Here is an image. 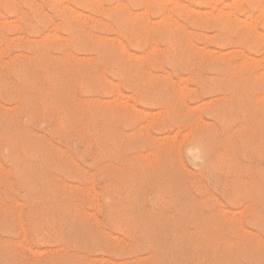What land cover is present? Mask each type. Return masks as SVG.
Returning <instances> with one entry per match:
<instances>
[{"label":"rangeland","instance_id":"1","mask_svg":"<svg viewBox=\"0 0 264 264\" xmlns=\"http://www.w3.org/2000/svg\"><path fill=\"white\" fill-rule=\"evenodd\" d=\"M263 8L264 0H0V264H264ZM221 26L233 30L223 44ZM36 51L52 59L33 60Z\"/></svg>","mask_w":264,"mask_h":264},{"label":"bare ground","instance_id":"2","mask_svg":"<svg viewBox=\"0 0 264 264\" xmlns=\"http://www.w3.org/2000/svg\"><path fill=\"white\" fill-rule=\"evenodd\" d=\"M45 1V0H44ZM104 1V0H103ZM257 1V0H256ZM53 2V1H52ZM57 3H59V1L57 2ZM61 3V2H60ZM259 4V3H258ZM80 5V4H79ZM261 5V4H260ZM66 6H68V5H66ZM68 7H70V5L68 6ZM88 7V6H87ZM96 9H97V7H96ZM258 10H259V8H258ZM263 10H264V8H263ZM66 11H67V8H66ZM251 11V10H250ZM73 12H74V10H73ZM79 12V11H78ZM232 12V11H231ZM230 12V13H231ZM258 13V15H259V11L257 12ZM72 14V13H71ZM82 14V13H81ZM232 14V13H231ZM84 15V14H83ZM93 15V14H92ZM260 15H261V11H260ZM259 15V16H260ZM94 16V15H93ZM233 16V15H232ZM262 16H263V14H262ZM2 16H0V18H1ZM229 17V16H228ZM254 17H255V15H254ZM256 17H257V15H256ZM256 17H255V19H256ZM4 18V17H3ZM246 18V17H245ZM249 18H250V16H249ZM6 19V18H5ZM235 19V18H234ZM239 19V21L240 20H243L242 18L240 19V18H238ZM238 19H237V21H238ZM255 19H253V20H255ZM7 20V19H6ZM1 21L0 20V29H2V28H4V26H7V21ZM248 20V19H247ZM250 20V19H249ZM253 20L251 19V21L253 22ZM250 21V22H251ZM230 22V21H229ZM233 22H235V21H233ZM242 23L243 22H245L244 20L243 21H241ZM249 22V23H250ZM9 23V22H8ZM70 23V22H69ZM240 23V22H239ZM10 24V23H9ZM8 24V25H9ZM244 24V23H243ZM253 24H254V22H253ZM246 25H248V24H246ZM249 25H251V23L249 24ZM83 26V25H82ZM212 26V25H211ZM244 26H245V24H244ZM115 27V26H114ZM226 27V26H225ZM225 27H223V26H221V28H218V30H221V32H224V36H222V37H220V39L218 40V43L219 44H223L224 42H226L228 39H229V37L232 35V32H233V30L231 29V28H225ZM254 27V26H253ZM252 28V27H251ZM81 29V28H80ZM116 29V28H115ZM120 29H121V27H120ZM254 29V28H253ZM262 29V28H261ZM86 30V29H85ZM21 31V30H20ZM235 32V31H234ZM24 33V32H23ZM5 34V33H4ZM206 34V33H205ZM213 34V33H212ZM219 34H221L220 32H219ZM24 35V34H23ZM68 35V34H67ZM256 35V34H255ZM261 35V34H260ZM119 36V35H118ZM221 36V35H220ZM250 36V35H249ZM56 37H58V36H56ZM212 37V36H211ZM236 38V37H235ZM242 37H240L239 35H238V39H241ZM99 39V38H98ZM260 39H262V38H260ZM60 40V39H59ZM80 40V39H79ZM79 40H76V41H73V43H72V45H73V47H75V48H85V49H87V48H89V46H87V43L86 42H82V41H79ZM116 40H118V39H116ZM237 40V39H236ZM12 41H13V39H12ZM24 41V40H23ZM64 41V40H63ZM244 41H245V39H244ZM263 41V40H262ZM22 42V41H21ZM70 42V41H69ZM190 42V41H189ZM68 43V42H67ZM118 43V42H117ZM198 43V42H197ZM242 44V43H241ZM5 45V44H4ZM240 45V44H239ZM249 45V44H248ZM202 46V45H201ZM210 46V45H209ZM244 46H245V44H244ZM124 47V46H123ZM198 47V46H197ZM120 48H121V46H120ZM119 48V49H120ZM130 48V47H129ZM132 48V47H131ZM138 48V47H137ZM170 48V47H169ZM194 48V47H193ZM199 48H200V46H199ZM72 49V48H71ZM152 49V48H151ZM201 49H203V48H201ZM216 49V48H215ZM39 50V49H38ZM126 50V49H125ZM124 49H123V51H125ZM153 50V49H152ZM174 50V49H173ZM172 50V51H173ZM194 50V49H193ZM206 50H208V48L206 49ZM210 50H213V49H210ZM234 50V49H233ZM232 50V51H233ZM25 51V50H24ZM66 51V50H65ZM200 51V50H199ZM204 51V50H203ZM215 51V50H214ZM217 51V50H216ZM215 51V52H216ZM238 51V50H237ZM26 52V51H25ZM95 52V51H94ZM220 52V51H219ZM219 52L217 53V54H219ZM239 52H242V51H240L239 50ZM62 53V52H61ZM112 53V52H111ZM127 53V52H126ZM174 53V52H173ZM203 53V52H202ZM226 53V52H225ZM250 53V52H249ZM257 53V52H256ZM205 54H206V52H205ZM231 54V53H230ZM243 54V53H242ZM258 54V53H257ZM220 55H221V53H220ZM229 55V54H228ZM246 55V54H245ZM56 56V55H55ZM67 56H68V54H67ZM127 56H128V54H127ZM248 56V55H247ZM31 57L33 58V60H36V61H45V60H50V59H52V57L50 56V55H48V54H46V53H43L42 51L40 52V51H36V52H34L32 55H31ZM64 57H65V55H64ZM97 57V56H96ZM113 57V56H112ZM170 57V56H169ZM172 57V56H171ZM229 57V56H228ZM246 57V56H245ZM249 57V56H248ZM247 57V58H248ZM261 57H263V56H261ZM134 58V57H133ZM164 58V57H163ZM218 58V57H217ZM250 59L252 58V57H249ZM260 58V57H259ZM21 59V58H20ZM64 59V58H63ZM186 59V58H185ZM253 60H254V58H252ZM59 60V59H58ZM66 60V59H65ZM64 60V61H65ZM68 60V59H67ZM257 60V59H256ZM69 61V60H68ZM92 61V60H91ZM109 61V60H108ZM164 61V60H163ZM169 61V60H168ZM185 61V60H184ZM208 61V60H207ZM209 61H211V59L209 60ZM246 61V60H245ZM251 61V60H250ZM84 62V61H83ZM120 62V61H119ZM168 63V62H167ZM198 63V62H197ZM246 63V62H245ZM248 63H250V62H248ZM260 63H261V60H260ZM10 64V63H9ZM108 64V63H107ZM165 64V63H164ZM4 65V64H3ZM17 66H18V64H16ZM78 65V64H77ZM159 65V64H158ZM167 66V65H166ZM188 66V65H187ZM226 66V65H225ZM263 66V65H262ZM22 67V66H21ZM35 67V66H34ZM68 67V66H67ZM66 67V68H67ZM102 67V66H101ZM134 67V66H133ZM169 67H170V65H169ZM197 67V66H196ZM213 67V66H212ZM252 67V66H251ZM10 68V67H9ZM166 68H168V67H166ZM242 68V67H241ZM0 69H2V68H0ZM91 69V68H90ZM96 69V68H95ZM215 69V68H214ZM258 69V68H257ZM65 70V69H64ZM89 70V69H88ZM43 71V70H42ZM69 71V70H68ZM76 71H77V69H76ZM180 71V70H179ZM243 71V70H242ZM250 71V70H249ZM263 71V70H262ZM10 72V71H9ZM67 72V71H66ZM89 72V71H88ZM92 72H94V71H92ZM235 72V71H234ZM244 72V71H243ZM35 73V72H34ZM40 73V72H39ZM44 73V72H43ZM62 73V72H61ZM11 74V73H10ZM37 74V73H36ZM242 74V73H241ZM240 74V75H241ZM260 74V73H259ZM19 75H20V73H19ZM67 74H65V76H66ZM106 75H107V73H106ZM15 76V75H14ZM89 76V75H88ZM96 76V75H95ZM119 76V75H118ZM158 76V75H157ZM172 76H173V74H172ZM195 76V75H194ZM207 76V75H206ZM242 76V75H241ZM254 76V75H253ZM7 77V76H6ZM13 77V76H12ZM188 77V76H187ZM258 77V76H257ZM68 78V77H67ZM70 78V77H69ZM69 78H68V80H69ZM88 78V77H87ZM16 79V78H15ZM17 80V79H16ZM18 80H19V78H18ZM25 80V79H24ZM71 80V79H70ZM98 80V79H97ZM181 80H182V78H181ZM21 81V80H20ZM179 81V80H178ZM19 82V81H18ZM47 82V81H46ZM68 82V81H67ZM96 82V81H95ZM111 82V81H110ZM172 82V81H171ZM227 82V81H226ZM230 82V81H229ZM242 82H243V80H242ZM43 83V82H42ZM78 83V82H77ZM108 83V82H107ZM22 84V83H21ZM27 84V83H26ZM110 84V83H109ZM131 84V83H130ZM19 85V84H18ZM46 85V84H45ZM50 85V84H49ZM143 85V84H142ZM97 86V85H96ZM115 86H116V84H115ZM121 86V85H120ZM178 86V85H177ZM200 86V85H199ZM226 86V85H225ZM95 87V86H94ZM113 87V86H112ZM117 87V86H116ZM181 87V86H180ZM185 86H182V89L184 88ZM9 88V87H8ZM68 88V87H67ZM10 89V88H9ZM179 89H181V88H179ZM185 89V88H184ZM188 89V88H187ZM199 89V88H198ZM208 89V88H207ZM245 89V88H244ZM35 90V89H34ZM55 90V89H54ZM46 91V90H45ZM73 91V90H72ZM79 91V90H78ZM182 91V90H181ZM201 91V90H200ZM263 91V90H262ZM47 92V91H46ZM49 92V91H48ZM80 92V91H79ZM216 92V91H215ZM14 93V92H13ZM62 93V92H61ZM65 93V92H64ZM63 93V94H64ZM72 93V92H71ZM95 93H96V91H95ZM231 93V92H230ZM74 94V93H73ZM72 94V95H73ZM117 94V93H116ZM120 94V93H119ZM151 94V93H150ZM181 94V93H180ZM46 95V94H45ZM68 95V94H67ZM148 95V94H147ZM32 96V95H31ZM262 96V95H261ZM21 97V96H20ZM73 97V96H72ZM155 97V96H154ZM49 98V97H48ZM116 98V97H115ZM66 99V98H65ZM165 99H167V98H165ZM47 100V99H46ZM62 100V99H61ZM73 100V99H72ZM71 100V101H72ZM80 100V99H79ZM78 100V101H79ZM112 100H113V98H112ZM214 100V99H213ZM54 101V100H53ZM84 101V100H83ZM103 101V100H102ZM108 101V100H107ZM114 101V103H115V101L116 100H113ZM146 101V100H145ZM36 102V101H35ZM46 102V101H45ZM69 102V101H68ZM87 102V101H86ZM103 102H105L106 103V101H105V99H104V101ZM22 103V102H21ZM73 103V102H72ZM83 103V104H82ZM81 103V105H84V102H82ZM91 103V102H90ZM108 103H110V102H108ZM113 103V102H112ZM19 104V103H18ZM56 104V103H55ZM74 104V103H73ZM157 104V103H156ZM184 104V103H183ZM201 104V103H200ZM206 104V103H205ZM57 105H59V104H57ZM64 105V104H63ZM79 105V104H78ZM80 105V106H81ZM201 105H203V104H201ZM91 106V105H90ZM42 107V106H41ZM74 107V106H73ZM193 107V106H192ZM59 108V107H58ZM86 108H87V106H86ZM145 108V107H144ZM191 108V107H190ZM27 109V108H26ZM57 109V108H56ZM70 109V108H69ZM106 109V108H105ZM134 109V108H133ZM198 109V108H197ZM224 109V108H223ZM3 110V109H2ZM6 110V109H5ZM4 110V111H5ZM78 110V109H77ZM166 110V109H165ZM222 110V109H221ZM256 110V109H255ZM73 111H74V109H73ZM87 111H88V109H87ZM102 111V110H101ZM132 111V110H131ZM135 110H133V112H134ZM138 111V110H137ZM244 111V110H243ZM78 112H79V110H78ZM164 112V111H163ZM223 112V111H222ZM228 112H230V111H228ZM250 112V111H249ZM252 112V111H251ZM42 113V112H41ZM56 113V112H55ZM75 113V112H74ZM86 113V112H85ZM106 113V112H105ZM134 113H136V114H139V112L137 113L136 111L134 112ZM211 113V112H210ZM240 113V112H239ZM14 114V113H13ZM70 114V113H69ZM100 114V113H99ZM241 115H242V113H240ZM260 114V113H259ZM36 115H37V113H36ZM54 115V114H53ZM124 115V114H123ZM173 115V114H172ZM208 115V114H207ZM230 115V114H229ZM257 115V114H256ZM38 116V115H37ZM81 116H82V114H81ZM148 117V115H147V113L145 114V117ZM238 116V115H237ZM261 116V115H260ZM262 116H263V114H262ZM142 117L144 118V116L142 115ZM239 117V116H238ZM101 118V117H100ZM221 118V117H220ZM13 119V118H12ZM92 119V118H91ZM96 119V118H95ZM235 119V118H234ZM240 119H242V118H240ZM25 120V119H24ZM40 120V119H39ZM68 120V119H67ZM201 120V119H200ZM258 120V119H257ZM110 121V120H109ZM231 121V120H230ZM260 121V120H259ZM86 122V121H85ZM104 121H102V123H103ZM201 122H202V120H201ZM217 122V121H216ZM221 122H222V120H221ZM244 122V121H243ZM246 122V121H245ZM88 123V122H87ZM205 123V122H204ZM237 123V122H236ZM17 124V123H16ZM196 124V123H195ZM206 124V123H205ZM260 124V123H259ZM74 125V124H73ZM198 125V124H197ZM57 126V125H56ZM85 126V125H84ZM84 126H83V128H84ZM119 126V125H118ZM145 126V125H144ZM143 126V127H144ZM75 127V126H74ZM99 127H102V126H99ZM141 127H142V125H141ZM257 127H258V125H257ZM69 128V127H68ZM80 128V127H79ZM94 128V127H93ZM144 128H146V127H144ZM78 129V128H77ZM97 129V128H96ZM109 129V128H108ZM8 130V129H7ZM71 130V129H70ZM159 130V129H158ZM170 130V129H169ZM259 130V129H258ZM10 131V130H9ZM8 131V132H9ZM104 131V130H103ZM222 131V130H221ZM51 132V131H50ZM147 132V131H146ZM66 133V132H65ZM75 133V132H74ZM80 133V132H79ZM201 133V132H200ZM233 133V132H232ZM125 134V133H124ZM188 134V133H187ZM50 135V134H49ZM79 135V134H78ZM107 135V134H106ZM2 136V135H1ZM20 136V135H19ZM80 136V135H79ZM78 136V137H79ZM96 136V135H95ZM194 136V135H193ZM69 137V136H68ZM90 137V136H89ZM163 137H165V138H167L166 136H163ZM191 137V136H190ZM240 137V136H239ZM239 137H238V139H239ZM9 138V137H8ZM7 138V139H8ZM17 138H18V136H17ZM20 138V137H19ZM26 138V137H25ZM30 138V137H29ZM94 138V137H93ZM218 138V137H217ZM235 138V137H234ZM21 139V138H20ZM64 139V138H63ZM78 139V138H77ZM163 138L161 137V140H162ZM206 139V138H205ZM237 139V138H236ZM237 139V140H238ZM251 139V138H250ZM259 139V138H258ZM264 139V138H263ZM262 139V140H263ZM42 140H43V138H42ZM125 140V139H124ZM159 140V139H158ZM5 141V140H4ZM21 141V140H20ZM64 141V140H63ZM197 141V140H196ZM216 141V140H215ZM252 141V140H251ZM127 142V141H126ZM166 142V141H165ZM250 142V141H249ZM257 142H258V140H257ZM5 143V142H4ZM33 143V142H32ZM227 143V142H226ZM9 144V143H8ZM27 144H28V142H27ZM73 144V143H72ZM95 144V143H94ZM93 144V145H94ZM240 144V143H239ZM29 145V144H28ZM97 145V144H96ZM110 145V144H109ZM217 145V144H216ZM246 145V144H245ZM22 146V145H21ZM26 146V145H25ZM30 146L31 147H33L31 144H30ZM29 146V147H30ZM112 146V145H111ZM120 146V145H119ZM125 146V145H124ZM239 146V145H238ZM241 146V145H240ZM247 146V145H246ZM23 147V146H22ZM30 147V148H31ZM35 147H36V145H35ZM84 147V146H83ZM122 147V146H121ZM107 148V147H106ZM225 148V147H224ZM25 148L23 147V150H24ZM34 149V148H33ZM241 149V148H240ZM258 149V148H257ZM5 150V149H4ZM35 150H37V149H35ZM128 150V149H127ZM229 150V149H228ZM6 151V150H5ZM27 151V150H26ZM102 151V150H101ZM185 151V150H184ZM216 151H217V148H216ZM233 151V150H232ZM231 151V152H232ZM238 151V150H237ZM28 152V151H27ZM31 152V151H30ZM99 152V151H98ZM148 152V151H147ZM191 152V151H190ZM189 152V153H190ZM239 152V151H238ZM255 152V151H254ZM6 153H8V151L6 152ZM22 153V152H21ZM41 153V152H40ZM40 153H39V155H40ZM72 153H74V152H72ZM144 153H146V152H144ZM241 153V152H240ZM24 154V153H23ZM122 154H124V153H122ZM126 154V153H125ZM138 154V153H137ZM238 154V153H237ZM244 154V153H243ZM256 154V153H255ZM37 155V154H36ZM35 155V156H36ZM99 155V154H98ZM140 155V154H139ZM146 155V154H145ZM242 155V154H241ZM245 155V154H244ZM262 155V154H261ZM28 156H29V154H28ZM31 156V155H30ZM29 156V157H30ZM72 156V155H71ZM75 156V155H74ZM125 156V155H124ZM147 156H148V154H147ZM160 156V155H159ZM26 157V156H25ZM37 157V156H36ZM36 157H34L33 159H35ZM133 157H135V155L133 156ZM218 157V156H217ZM239 157V156H238ZM69 158V157H68ZM242 158V157H241ZM208 159V158H207ZM28 160V159H27ZM71 160V159H70ZM78 160V159H77ZM104 160V159H103ZM124 160V159H123ZM34 161H36V160H34ZM125 161V160H124ZM140 161V160H139ZM218 161V160H217ZM238 162H239V160H237ZM240 161H241V159H240ZM32 162V161H31ZM30 162V163H31ZM181 162V161H180ZM9 163V162H8ZM125 163H126V161H125ZM124 163V164H125ZM221 163V162H220ZM241 163V162H240ZM245 163V162H244ZM17 164V163H16ZM64 164V163H63ZM76 164V163H75ZM159 164V163H158ZM157 164V165H158ZM243 164V163H242ZM252 164V163H251ZM30 165V164H29ZM102 165V164H101ZM131 165V164H130ZM246 165V164H245ZM126 166V165H125ZM136 166V165H135ZM41 167V166H40ZM127 167H128V164H127ZM132 167V166H131ZM161 167V166H160ZM168 167V166H167ZM170 167V166H169ZM246 167V166H245ZM11 168V167H10ZM89 168V167H88ZM114 168H116L115 166H114ZM226 168V167H225ZM259 168V167H258ZM4 169V168H3ZM78 169V168H77ZM245 169H247V168H245ZM250 169V168H249ZM0 170H1V168H0ZM15 170V169H14ZM80 170V169H79ZM127 170V169H126ZM255 170H256V167H255ZM3 171V170H2ZM49 171V170H48ZM97 171H98V169H97ZM132 171V170H131ZM140 171V170H139ZM177 171V170H176ZM234 171V170H233ZM254 171V170H253ZM20 172V171H19ZM28 172V171H27ZM47 172V171H46ZM129 172V171H128ZM133 172V171H132ZM137 172V171H136ZM153 172V171H152ZM171 172V171H170ZM257 172V171H256ZM13 173H14V171H13ZM26 173V172H25ZM29 173V172H28ZM53 173V172H52ZM87 173V172H86ZM134 173V172H133ZM148 173V172H147ZM20 174V173H19ZM31 174V173H30ZM128 174V173H127ZM237 174V173H236ZM5 175V174H4ZM33 175V174H32ZM39 175V174H38ZM44 175V174H43ZM102 175V174H101ZM231 175V174H230ZM233 175H234V173H233ZM256 176H257V174H255ZM31 176V175H30ZM89 176H90V174H89ZM122 176V175H121ZM130 176V175H129ZM232 176V175H231ZM262 176V175H261ZM45 177H46V175H45ZM51 177V176H50ZM174 177V176H173ZM191 177V176H190ZM216 177V176H215ZM16 178V177H15ZM32 178V177H31ZM47 178V177H46ZM55 178V177H54ZM106 178V177H105ZM20 179V178H19ZM75 179V178H74ZM85 179V178H84ZM161 179H163V178H161ZM210 179V178H209ZM105 180V179H104ZM118 180V179H117ZM262 180V179H261ZM18 181V180H17ZM60 181V180H59ZM85 181V180H84ZM83 181V182H84ZM88 181V180H87ZM89 181H91V180H89ZM109 181V180H108ZM119 181V180H118ZM189 181V180H188ZM19 182H20V180H19ZM201 182V181H200ZM231 182V181H230ZM23 183L25 184V182L23 181ZM22 183V184H23ZM56 183V182H55ZM60 183H61V181H60ZM119 183V182H118ZM190 183V182H189ZM6 184V183H5ZM23 184V185H24ZM43 184V183H42ZM77 184V183H76ZM82 184V183H81ZM260 184V183H259ZM41 185V184H40ZM39 185V186H40ZM55 185V184H54ZM117 185V184H116ZM30 186V185H29ZM68 186V185H67ZM224 186V185H223ZM249 186V185H248ZM251 186V185H250ZM258 186V185H257ZM22 187V186H21ZM25 187V186H24ZM54 187V186H53ZM69 187V186H68ZM91 187V186H90ZM26 188H28V187H26ZM75 188V187H74ZM73 188V189H74ZM187 188V187H186ZM250 188V187H249ZM21 189V188H20ZM43 189V188H42ZM68 189V188H67ZM72 189V188H71ZM90 189V188H89ZM93 189V188H92ZM92 189H90V190H92ZM185 189V188H184ZM224 189V188H223ZM253 189V188H252ZM22 190V189H21ZM28 190L29 189H27V192H28ZM33 189H31V191H32ZM60 190V189H59ZM89 190V192H91ZM214 190V189H213ZM212 190V191H213ZM231 190V189H230ZM38 191H40V190H38ZM46 191V190H45ZM92 191H94V189L92 190ZM159 191V190H158ZM198 191V190H197ZM253 191H255L254 189H253ZM253 191H252V193H253ZM194 192V191H193ZM261 192V191H260ZM6 193V192H5ZM32 193V192H31ZM51 193V192H50ZM58 193V192H57ZM60 193V192H59ZM63 193V192H62ZM70 193V192H69ZM87 193H88V191H87ZM95 193V192H94ZM94 193H93V197H94ZM233 193V192H232ZM254 193H258V192H254ZM61 194V193H60ZM59 194V195H60ZM71 194V193H70ZM90 194V193H89ZM112 194V193H111ZM159 194V193H158ZM172 194V193H171ZM216 194V193H215ZM23 195V194H22ZM58 195V194H57ZM86 195V194H85ZM92 195V194H91ZM162 195V194H161ZM180 195V194H179ZM244 195H247L246 193L244 194ZM258 195V194H257ZM264 195V194H263ZM27 196V195H26ZM35 196V195H34ZM41 196V195H40ZM45 196V195H44ZM69 196V195H68ZM165 196V195H164ZM167 196V195H166ZM42 197V196H41ZM93 197H91V198H93ZM104 197V196H103ZM116 197V196H115ZM4 198H6V197H4ZM87 198V197H86ZM51 199V198H50ZM55 199V198H54ZM78 199V198H77ZM93 199H95V198H93ZM222 199V198H221ZM234 199V198H233ZM106 199L104 198V200L103 201H105ZM162 200V199H161ZM164 200V199H163ZM179 200V199H178ZM64 201H65V199H64ZM87 201V200H86ZM97 201V200H96ZM102 201V200H101ZM102 201V202H103ZM147 201V200H146ZM150 201V200H149ZM185 201V200H184ZM215 201H216V199H215ZM224 201V200H223ZM238 201V200H237ZM1 202V201H0ZM46 203H47V201H45ZM141 202V201H140ZM167 202V201H166ZM209 202H210V200H209ZM30 203V202H29ZM45 203V204H46ZM50 203V202H49ZM48 203V204H49ZM53 203V202H52ZM59 203V202H58ZM105 203H106V201H105ZM129 203H130V201H129ZM183 203V202H182ZM239 203V202H238ZM16 205H17V203H15ZM55 204V203H54ZM71 204V203H70ZM210 204V203H209ZM19 205V204H18ZM28 205V204H27ZM33 205V204H32ZM75 205V207H76V204H74ZM91 205V204H90ZM89 205V206H90ZM135 205V204H134ZM139 205V204H138ZM149 205V204H148ZM257 205V204H256ZM62 206V205H61ZM67 206H68V204H67ZM97 206V205H96ZM140 206V205H139ZM164 206V205H163ZM34 207V206H33ZM43 207V206H42ZM50 207H51V205H50ZM53 207H56V206H53ZM60 207V206H59ZM80 207V206H79ZM145 206H143L142 208H144ZM156 207V206H155ZM162 207V206H161ZM181 207V206H180ZM207 207V206H206ZM37 208V207H36ZM66 208V207H65ZM88 208V206L86 207V209ZM97 208V207H96ZM194 208V207H193ZM50 209V208H49ZM99 209V208H98ZM153 209V208H152ZM158 209V208H157ZM183 209V208H182ZM263 209V208H262ZM59 210V209H58ZM144 210H145V208H144ZM143 210V211H144ZM151 210V209H150ZM203 210H205V207H204V209ZM217 210H219V209H217ZM222 210V209H221ZM56 211H57V209H56ZM72 211V210H71ZM79 211V210H78ZM142 211V212H143ZM147 211V210H146ZM159 211V210H158ZM174 211H176V210H174ZM182 211V210H181ZM185 211V210H184ZM230 211V210H229ZM234 211V210H233ZM233 211H232V215H233ZM261 211V210H260ZM44 212V211H43ZM60 212V211H59ZM142 212H140V213H142ZM178 212V211H177ZM241 212V211H240ZM35 213V212H34ZM46 213V212H45ZM61 213V212H60ZM70 213V212H69ZM83 213H84V211H83ZM139 213V214H140ZM144 213H146V212H144ZM158 213V212H157ZM169 213V212H168ZM229 213V212H228ZM234 213H236V212H234ZM17 214V213H16ZM103 214V213H102ZM151 214V213H150ZM160 214V213H159ZM18 215H19V213L17 214V218H18ZM47 215V214H46ZM59 215V214H58ZM64 215H65V213H64ZM82 215V214H81ZM80 215V216H81ZM175 215V214H174ZM259 215H260V213H259ZM43 216V215H42ZM53 216V215H52ZM84 216V215H83ZM99 216V215H98ZM140 216V215H139ZM159 216V215H158ZM204 216V215H203ZM234 216V215H233ZM240 216V215H239ZM239 216H238V222H240V220H239ZM248 216V215H247ZM31 217V216H30ZM56 217V216H55ZM131 217V216H130ZM223 217V216H222ZM232 217V216H231ZM257 217V216H256ZM20 218V217H19ZM39 218V217H38ZM62 218V217H61ZM61 218H60V221H61ZM64 218H65V216H64ZM63 218V219H64ZM68 218H69V216H68ZM141 218V217H140ZM139 218V219H140ZM157 218V217H156ZM181 218V217H180ZM233 218V217H232ZM261 218V217H260ZM42 219H44V218H42ZM87 219H88V217H87ZM255 219V218H254ZM19 220V219H18ZM75 220V219H74ZM126 220V219H125ZM131 220V219H130ZM223 220V219H222ZM224 220H225V218H224ZM5 221V219L3 220V222ZM40 221V220H39ZM54 221V220H53ZM52 221V222H53ZM71 221V220H70ZM128 221V220H127ZM244 221V220H243ZM248 221V223L250 222L249 220H247ZM252 221V220H251ZM47 222V221H46ZM52 222H51V224H52ZM69 222V221H68ZM82 222V221H81ZM86 222V221H85ZM97 222V221H96ZM149 222H151V221H149ZM161 222V221H160ZM176 222V221H175ZM191 222V221H190ZM196 222V221H195ZM217 222V221H216ZM236 222V221H235ZM234 221H233V223H235ZM245 222V221H244ZM111 223V222H110ZM114 223V222H113ZM138 223V222H137ZM173 223V222H172ZM171 223V224H172ZM253 222H250L249 224H252ZM47 224V223H46ZM100 224H101V222H100ZM128 224V223H127ZM142 224V223H141ZM141 224H139V225H141ZM196 224H197V222H196ZM232 224V223H231ZM3 225V224H2ZM6 225V224H5ZM36 225V224H35ZM54 225V224H53ZM59 225H60V222H59ZM71 225V224H70ZM73 225V224H72ZM87 225V224H86ZM150 225V224H149ZM149 225L147 226V227H149ZM204 225V224H203ZM220 225H223V224H220ZM234 225V224H233ZM258 225V224H257ZM69 226V225H68ZM146 226V225H145ZM154 226H155V224H154ZM243 226H245V225H243ZM251 226V225H250ZM1 227V226H0ZM22 226H20V228H21ZM43 227V226H42ZM49 227V226H48ZM59 227V226H58ZM133 227V226H132ZM151 227V226H150ZM162 227V226H161ZM170 227V226H169ZM186 227V226H185ZM189 227H190V224H189ZM206 227V226H205ZM252 227V226H251ZM34 228V227H33ZM36 228V227H35ZM40 228V227H39ZM51 228V227H50ZM53 228V227H52ZM60 228H62V227H60ZM69 228V227H68ZM71 228V227H70ZM146 228V227H145ZM144 228V229H145ZM164 228H165V226H164ZM172 228V227H171ZM196 228V227H195ZM213 228V227H212ZM222 228V227H221ZM241 227H239V229H240ZM254 228V227H253ZM9 229V228H8ZM7 229V230H8ZM14 229V228H13ZM23 228H21V230H22ZM37 229V228H36ZM58 229V228H57ZM158 229V228H157ZM170 229V228H169ZM175 229V228H174ZM198 229V228H197ZM39 229H37V231H38ZM41 230V229H40ZM53 230V229H52ZM83 230V229H82ZM148 230V229H147ZM146 230V231H147ZM159 230V229H158ZM186 230V229H185ZM214 230H215V228H214ZM217 231H218V229H216ZM215 230V231H216ZM236 230V229H235ZM242 230H244V229H242ZM54 231V230H53ZM65 231V230H64ZM173 231V230H172ZM179 231H180V229H179ZM195 231V230H194ZM230 231V230H229ZM247 231V230H246ZM257 231V230H256ZM255 231V232H256ZM22 232V231H21ZM32 232V231H31ZM69 232H70V229H69ZM82 232V231H81ZM150 232V231H149ZM238 232V231H237ZM247 232H249V231H247ZM258 232H260V231H258ZM11 233V232H10ZM55 233V232H54ZM53 233V234H54ZM61 233V232H60ZM68 233V232H67ZM141 233V232H140ZM151 233V232H150ZM159 233V232H158ZM172 233V232H171ZM180 233V232H179ZM195 233V232H194ZM199 233V232H198ZM198 233H196V234H198ZM207 233V232H206ZM236 233V232H235ZM261 233V232H260ZM12 234V233H11ZM46 233L44 232V235H45ZM58 234V233H57ZM86 234V233H85ZM174 234V233H173ZM185 234V233H184ZM233 234V233H232ZM244 234V233H243ZM255 234V233H254ZM264 234V233H263ZM22 235V234H21ZM33 235V234H32ZM43 235V234H42ZM60 235V234H59ZM81 235V234H80ZM83 235V234H82ZM95 235V234H94ZM109 235V234H108ZM127 235V234H126ZM139 235V234H138ZM137 235V236H138ZM175 235H176V233H175ZM5 236V235H4ZM34 237H35V235H33ZM37 236V235H36ZM71 236V235H70ZM136 236V235H135ZM144 236H145V234H144ZM159 236V235H158ZM187 236V235H186ZM186 236H185V239H186ZM189 236V235H188ZM204 236V235H203ZM231 236V235H230ZM256 236H258V235H256ZM31 237V236H30ZM56 237V236H55ZM62 237V236H61ZM87 237V236H86ZM120 237V236H119ZM140 237V236H139ZM143 237V236H142ZM149 237V236H148ZM167 237H169V235L167 236ZM177 237V236H176ZM179 237V236H178ZM184 237V236H183ZM193 237V236H192ZM205 237V236H204ZM209 237V236H208ZM242 237V236H241ZM23 238V237H22ZM32 238V237H31ZM47 238H48V236H47ZM60 238V237H59ZM63 238V237H62ZM72 238V237H71ZM96 238H98V237H96ZM95 238V239H96ZM235 238V237H234ZM237 238V237H236ZM102 239V238H101ZM156 239V238H155ZM179 239V238H178ZM177 239V240H178ZM196 239H197V237H196ZM222 239V238H221ZM19 240V239H18ZM30 240V239H29ZM48 240V239H47ZM62 240V239H61ZM74 240V239H73ZM104 240V239H103ZM130 240V239H129ZM143 240V239H142ZM158 240V239H157ZM192 240V239H191ZM204 240H206V239H204ZM256 240H258V239H256ZM260 240V239H259ZM23 241V240H22ZM88 241V240H87ZM148 241V240H147ZM159 241V240H158ZM164 241V240H163ZM167 241V240H166ZM202 241V240H201ZM212 241V240H211ZM39 242V241H38ZM41 242V241H40ZM69 242H70V240H69ZM81 242V241H80ZM93 242V241H92ZM155 242V241H154ZM157 242V241H156ZM170 242H171V240H170ZM189 242V241H188ZM245 242H246V240H245ZM263 242H264V240H263ZM31 243V242H30ZM74 243V242H73ZM72 243V244H73ZM98 243V242H97ZM96 243V244H97ZM133 243V242H132ZM138 243V242H137ZM146 243V242H145ZM144 243V244H145ZM172 243V242H171ZM178 243H179V241H178ZM184 243V242H183ZM186 243V242H185ZM213 243V242H212ZM9 244V243H8ZM15 244V243H14ZM25 244V243H24ZM55 244V243H54ZM71 244V245H72ZM90 244V243H89ZM154 244V243H153ZM152 244V245H153ZM161 244V243H160ZM173 244V243H172ZM195 244V243H194ZM201 244H203V243H201ZM207 244V243H206ZM5 245V244H4ZM47 245H48V243H47ZM68 245V244H67ZM74 245V244H73ZM156 245V244H155ZM171 245V244H170ZM175 244H173V246H174ZM262 245V244H261ZM6 246V245H5ZM13 246V245H12ZM26 246V245H25ZM24 246V247H25ZM52 246V245H51ZM125 246V245H124ZM137 246H138V244H137ZM136 246V247H137ZM172 246V247H173ZM204 246V245H203ZM223 246V245H222ZM221 246V247H222ZM16 247V246H15ZM19 247H23V245H20ZM119 247V246H118ZM140 247V246H139ZM139 247H137V248H139ZM143 247V246H142ZM171 247V248H172ZM241 247V246H240ZM27 248V247H26ZM71 248V247H70ZM144 248V247H143ZM145 248H147V246L145 247ZM154 248V247H153ZM198 248V247H197ZM211 248V247H210ZM227 248V247H226ZM256 248V247H255ZM65 249V248H64ZM127 249V248H126ZM195 249V248H194ZM193 249V250H194ZM201 249V248H200ZM206 248H204V250H205ZM214 249V248H213ZM212 249V250H213ZM216 249V248H215ZM214 249V250H215ZM218 249V248H217ZM13 250V249H12ZM35 250V252H34V254L37 252L36 251V249H34ZM55 250V249H54ZM62 250V249H61ZM85 250H86V248H85ZM92 250V249H91ZM96 250V249H95ZM98 250V249H97ZM118 250H120V249H118ZM145 250H147V249H145ZM154 250V249H153ZM172 250V249H171ZM175 250V249H174ZM173 250V251H174ZM198 250H199V248H198ZM213 250V251H214ZM223 250V249H222ZM235 250V249H234ZM242 250V249H241ZM245 250V249H244ZM249 250V249H248ZM40 251V250H39ZM49 251V250H48ZM56 251V250H55ZM65 251V250H64ZM80 251V250H79ZM129 251V250H128ZM148 251H149V249H148ZM216 251V250H215ZM255 251V250H254ZM253 251V252H254ZM260 251V250H259ZM41 252H43V250H41ZM93 252V251H92ZM91 252V253H92ZM147 252V251H146ZM155 252V251H154ZM157 252V251H156ZM193 252V251H192ZM198 252V251H197ZM197 252H195V253H197ZM205 252V251H204ZM208 252V251H207ZM10 253V252H9ZM13 253V252H12ZM33 253V252H32ZM31 253V254H32ZM121 253V252H120ZM124 253H127V251L126 252H124ZM189 253V252H188ZM195 253H193V254H195ZM200 253V252H199ZM210 253V252H209ZM225 253V252H224ZM230 253V252H229ZM246 253V252H245ZM41 253L40 252H38V253H36V255L38 256V255H40ZM101 254V253H100ZM151 254H152V252H151ZM155 255H156V253H154ZM170 254V253H169ZM192 254V253H191ZM213 254V253H212ZM257 254V253H256ZM19 255H21V254H19ZM60 255V254H59ZM61 255H62V253H61ZM66 255V254H65ZM106 255V254H105ZM187 255H190V253L189 254H187ZM220 254H218V256H219ZM227 255H228V253H227ZM230 256L232 255V253L231 254H229ZM236 255V254H235ZM238 255H240L239 253H238ZM264 255V254H263ZM205 256V255H204ZM211 256V255H210ZM213 256V255H212ZM247 256V255H246ZM0 257H1V255H0ZM103 256H101L100 257V259H104V258H102ZM161 257H162V255H161ZM195 257H197V255L195 254ZM226 257V256H225ZM238 257V256H237ZM254 257V256H253ZM25 258V257H24ZM63 258H64V256H63ZM70 258V257H69ZM99 258V257H98ZM110 258V257H109ZM184 258H186V257H184ZM205 258V257H204ZM219 258H221V257H219ZM256 258H257V256H256ZM67 259V258H66ZM65 259V260H66ZM78 259V258H77ZM80 259V258H79ZM83 259V258H82ZM93 259V258H92ZM130 259V258H129ZM139 259V258H138ZM144 259V258H143ZM178 259V258H177ZM191 259V258H190ZM194 259V258H193ZM214 259V258H213ZM229 259V258H228ZM232 259V258H231ZM230 259V260H231ZM240 259V258H239ZM13 260V259H12ZM49 260V259H48ZM85 260V259H84ZM90 260V259H89ZM96 260H98V259H95V261ZM107 260V259H106ZM131 261H132V259H130ZM145 260V259H144ZM172 260V259H171ZM170 260V261H171ZM202 260H203V258H202ZM211 260V259H210ZM61 261V260H60ZM63 261V260H62ZM71 261V260H70ZM101 261H104L105 262V259L104 260H101ZM129 261V260H128ZM197 261V260H196ZM205 261H207V260H205ZM226 261V260H225ZM236 261V260H235ZM234 261V262H235ZM1 262V261H0ZM59 262V261H58ZM94 262V261H93ZM97 262V261H96ZM163 262V261H162ZM172 262V261H171ZM233 262V261H232ZM256 262H257V260H256ZM255 262V263H256ZM16 263V262H15ZM61 263V262H60ZM103 263V262H102ZM106 263H108V262H106ZM121 263V262H120ZM164 263V262H163ZM178 263V262H177ZM196 263V262H195ZM227 263V262H226ZM254 263V264H255ZM100 264V263H99ZM105 264V263H104ZM157 264V263H156ZM188 264V263H187Z\"/></svg>","mask_w":264,"mask_h":264}]
</instances>
